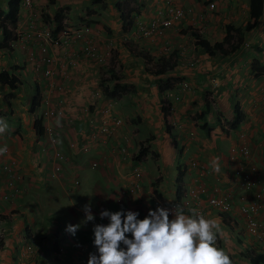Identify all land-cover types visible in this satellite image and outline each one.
<instances>
[{
	"label": "crops",
	"instance_id": "crops-1",
	"mask_svg": "<svg viewBox=\"0 0 264 264\" xmlns=\"http://www.w3.org/2000/svg\"><path fill=\"white\" fill-rule=\"evenodd\" d=\"M168 1L34 0L35 10L47 12L45 18L55 25L54 16L63 11L64 26L88 30L86 39L96 40L102 48L103 43L114 40L115 56L109 68L122 75L121 83L127 85L126 92L116 101L124 118L118 137L115 135L108 145L94 144L90 149L92 155L85 158V153L68 147L70 138L65 128L75 136L85 126H97L98 120L93 125L85 120L84 106L91 102L97 87L102 90L116 82H109V68L90 65L88 58L80 59V65L70 69V78H60L59 83L66 90L62 97L68 117L57 127L66 152L61 162L64 170L60 173L54 171L47 158L38 157L37 143L47 136L41 126L38 130L35 125L36 113L44 108L42 97L55 92V79L49 86L43 72L36 71L28 61L29 53L37 51L40 43L30 40L20 43L12 52L2 50L0 71L17 75L22 86L11 89L0 83V117L9 124V130L0 135V145L10 147L13 155L10 165L16 174L15 186L9 187V173L2 167L4 159L0 157V264H88L91 253L98 255L94 224L109 223L107 218L100 219L102 210L136 211L143 219L149 209H155L156 198L169 205V201L182 204L189 187L201 190L198 194L206 219L215 220L220 227L216 243L228 251L233 264H251V255L264 253V249L256 248L262 245L246 231L237 199L244 191L235 179L238 164L257 168L259 181L255 192L264 193V15L258 26L246 33L240 47L226 55L220 50L208 52L198 45L197 39L202 37L215 45L227 39L228 24L245 27L251 20L250 0H210L215 9L202 0H175L178 5L193 7V12L186 10L185 17L167 29L162 38L136 33L134 25L140 19L148 24L162 16ZM8 3L9 0H0V8L7 10ZM124 15L133 19L134 24L128 29ZM22 21L27 22L25 11L20 24ZM40 24L46 25L43 21ZM167 44L169 54H173L170 58L162 53ZM55 48H51V53L63 60L81 54L76 46ZM162 59L168 61L170 68L156 74ZM161 78L186 80L191 88L177 98L179 82L162 89V83L158 82ZM27 84L34 87L31 97L24 89ZM36 94L40 97L34 101ZM164 98L170 109L168 115L163 110ZM105 103L106 98L97 101L98 106ZM236 107L243 119L233 128L230 122L235 120ZM72 117L76 120L69 124ZM99 117L96 114V119ZM55 122L53 119L52 124ZM241 134L251 155H240L238 161L232 162L231 148L242 142ZM120 143L126 145L127 151L121 149ZM144 148L147 152L142 154ZM215 157H220L219 174L210 168ZM95 160L99 166L93 168ZM137 166L142 168L140 178L135 176ZM30 191H35L36 197L30 196ZM214 194L227 196L233 209L224 212L208 205ZM254 195V190L247 193L250 199ZM89 203L96 219L85 225L83 207ZM66 209L71 215L65 214ZM51 211L58 220L44 226ZM260 219L264 220V206ZM69 224L81 225L75 236L66 231Z\"/></svg>",
	"mask_w": 264,
	"mask_h": 264
},
{
	"label": "clouds",
	"instance_id": "clouds-1",
	"mask_svg": "<svg viewBox=\"0 0 264 264\" xmlns=\"http://www.w3.org/2000/svg\"><path fill=\"white\" fill-rule=\"evenodd\" d=\"M20 5H21V1H20ZM183 7L187 11L191 9L190 11L193 12L192 11L193 7L191 6H187V7L183 6ZM34 8H35V3H34ZM35 12L37 13V18H38L36 22L37 23L36 27L41 28V31L48 29L51 26V23L50 21H48L47 24V19L45 18L46 12H38L36 10ZM21 14L22 11L21 9H19V21H18V27L16 28L17 39L12 40L8 43L9 48L1 47L0 44V55L4 54L5 51L12 52L13 49L20 44V43H16L18 42V35L21 34V32H24V30L28 28L27 22L25 24V22L22 21L20 24ZM49 17L51 16L49 15ZM40 21H43L44 24L46 25L44 26L41 25ZM141 21L142 20H139L138 22ZM51 22L53 27L56 28L58 25L56 19L54 18V22H56V25L55 23H53V21ZM138 22L136 24V31L138 27ZM63 28H64V24H63ZM72 30H77V29H72ZM81 32L84 34V39H83L84 41L79 43L78 45L79 48H83V46L87 42L97 43L96 41L86 39V34L83 31ZM159 37L160 36L155 38H159ZM2 40H3L2 32L0 31V43L2 42ZM162 53L168 58L171 57V55L169 54L170 53L169 44L166 45ZM113 58L109 61V63H107L108 66L112 65ZM193 60L196 61V59ZM215 84H217V82H215ZM103 90L104 88L102 89V91ZM37 95L38 94H36V96L34 97L33 99L34 101H36ZM38 97L40 96L38 95ZM110 97L111 96L107 98V96H104L103 98L106 99L114 98V97L112 98ZM112 100H117V98H114ZM165 105L167 106L168 114H169L170 109L167 101ZM92 106H93L92 110H94L95 105ZM37 113H36L37 120L35 125L37 124L38 130H39V126H41L44 130V135L47 136L46 139L39 140V142L37 143L39 149L38 157L41 159L47 158L52 163L48 153L41 150V145L43 143L50 142L45 129L46 123L48 121L45 120V118L44 119L40 118ZM61 118H62V113L57 117L56 120L58 126L61 124ZM42 123H44V126L42 125ZM231 123L232 122H230V124ZM85 129L86 130L88 129L87 126H85ZM8 130H9V124L7 120L4 119L3 117H0V135H3ZM240 137H239V141L241 140ZM69 141L70 140H67V145ZM64 144L65 142H60L59 145V148L63 152H65L64 149L62 148V146L64 147ZM12 156L13 155H11L10 147H8L6 144L0 146V157L4 159L1 164L2 167L8 171L9 179L11 178V173L15 174V172L13 171L10 165ZM229 160L231 161L230 156H229ZM7 166H9L10 169L6 168ZM52 168H53V164H52ZM210 168L212 172L216 174H219L221 172L222 169H221L220 157H215L210 162ZM247 168L250 170L255 169L254 171H256V178H257L256 184H257L259 181L258 179L259 177L257 175V168H250V167ZM256 184L249 189L239 187L244 191V193L240 197V200L245 202V204H241L242 208L243 206L248 205L249 203H252L254 201L258 202V198H256V194L258 192H255V190L257 189ZM193 189L194 188L189 187V190L185 193V197H184V199L186 200H182V204L184 202L183 205L184 206L187 205L186 208L189 207L188 209H186L180 203H172L171 201H169V203L171 204L170 207L158 206L156 208L155 206V209H149L148 214L143 219L139 218L140 214L139 212L136 211L128 210L125 212L122 209L120 211L112 212L109 210H102L100 212V219L103 220L107 218L109 220V223H107L106 225L94 224V228H93L94 237H95L94 246L97 249L98 255L96 252L91 253L89 256L88 264H233V261L230 259L229 255L226 254V252L222 248H220L216 243L218 239V233L220 231L219 225L216 223L215 220L206 219V213H205V209L202 208L203 205L202 202L199 201L196 202L197 203L196 204L195 203L196 200L194 199V197L191 196ZM252 190H254L255 195L253 199H250L247 196V193H249V191ZM214 195H218V194H214ZM218 196L221 198H227V196L224 195L222 196L218 195ZM243 196H245V199H242ZM255 198L256 200H254ZM186 201H190V205L187 204ZM208 205L210 204L208 203ZM196 207L202 208L203 214H200ZM214 208L218 209V207H214ZM83 211L86 214V218L82 221L83 224L86 225L88 222L95 221L96 218L91 211V203L85 205L83 207ZM230 211H224V212H230ZM244 217H245L244 218L245 228L246 231L248 232L246 216L244 215ZM258 217L260 219V214ZM80 227H81L80 224L77 225L69 224L66 228V231L71 235L75 236L77 231L80 229ZM248 234L256 242L258 241V239L254 235L250 234L249 232ZM28 248L29 250H32V245H29Z\"/></svg>",
	"mask_w": 264,
	"mask_h": 264
},
{
	"label": "built area",
	"instance_id": "built-area-1",
	"mask_svg": "<svg viewBox=\"0 0 264 264\" xmlns=\"http://www.w3.org/2000/svg\"><path fill=\"white\" fill-rule=\"evenodd\" d=\"M215 3L212 2L209 5V8L215 9ZM21 11H25L27 13V23L28 28L21 32L18 35V42L23 43L29 42L30 40L38 41L39 49L37 51H31L28 55V61L33 65L36 71H42L44 76L48 79L49 86L53 85L52 78L56 79L57 75L62 78L70 77V69L71 67H77L81 63V60L78 56H74L71 59H59L55 55L51 53L52 47H63V46H72L75 49L81 50L84 54L92 61L98 63L99 65H105L109 63V61L114 57L112 49H104L100 45L95 42H87L83 48H79L78 45L81 41H84V34L78 30H72L68 26H64L61 32L58 33L57 38L53 37L50 29H45L44 31H40L37 33L35 31L37 29V13L34 8L33 0H21L20 5ZM191 9H189L190 11ZM186 15V9L181 5L175 3V0H169L167 3V8L162 14V16H158L153 19L148 24L144 21L138 22L137 32L138 34L145 36L147 38H155L161 35H164L170 27H172L176 22L183 19ZM200 32L203 31V27L200 28ZM15 45V44H13ZM51 50V51H50ZM195 60H192L191 64L194 65ZM50 79V80H49ZM60 83L55 85V92L51 94L47 93L42 98V102L45 105V108L38 112L40 118H45L48 122L46 123L45 129L48 135V139L50 142L43 143L41 145V150L47 152L50 156V159L53 164L54 171L60 173L64 170L61 160L66 158V153L61 151L59 148L61 142V132L57 130L58 125L55 123V128L52 124V120H57V117L62 113L61 121H65L68 119L64 102L65 99L60 94L61 92H65L66 90L60 91L61 87ZM63 85V84H62ZM191 88V85L188 81L184 80L178 84L177 98H180V95L185 93L187 90ZM102 97V91L98 90L93 95L91 102L84 107V111L86 117L88 118L89 124L93 125L97 120L99 121L98 125L95 127H89L85 133H83L80 139L70 140L68 145L71 148H75L80 152H88L91 147L96 144L97 146L108 145L111 141L115 139V135H117V131L119 127L124 124V119L121 115H118L115 110V105L112 99H108L106 103L98 110H92V105L98 100V98ZM95 109V107H94ZM96 114L100 117L96 119ZM76 118L72 117L69 119V124H73ZM87 135L89 136L87 138ZM86 137V138H85ZM84 140V141H83ZM124 140L128 141V139L124 138ZM241 143L237 144L232 148L230 159L233 162L239 160V156L249 157L251 155V149L246 142H244L243 136L241 135ZM121 149L123 151H127V147L124 143H120ZM9 152V150H8ZM7 152V153H8ZM6 153V154H7ZM93 168L99 166L98 161L92 162ZM6 168L10 169L9 166ZM255 169H248L243 164H238L235 168V179L237 185L239 187L249 189L256 184V171ZM135 176L140 178L142 175V168L137 166L135 168ZM15 178L16 175L11 173V178L8 181L9 187L15 186ZM76 184H79V180H75ZM200 189L192 190L191 196L194 197L196 202L201 201L198 192ZM10 194L5 195V198H9ZM256 198H258V202L254 201L249 203L248 205L243 206L242 210L244 215L246 216L247 229L248 232L254 235L258 240L264 242V223L259 219V214L264 205V193L263 190L259 191L256 194ZM245 199V196L242 197ZM187 204L190 205V201H186ZM208 203L211 206L218 207L221 211H230L232 209V201L227 198H221L218 195H213L209 197ZM197 204V203H196ZM156 208L158 206L170 207L171 205L165 203L161 199H156L155 201ZM184 206V205H183ZM200 214H203V209L200 207H196Z\"/></svg>",
	"mask_w": 264,
	"mask_h": 264
},
{
	"label": "trees",
	"instance_id": "trees-1",
	"mask_svg": "<svg viewBox=\"0 0 264 264\" xmlns=\"http://www.w3.org/2000/svg\"><path fill=\"white\" fill-rule=\"evenodd\" d=\"M20 1L21 0H10L8 4V10L5 11L4 9L0 8V31L2 32V42L1 47H8V43L12 40L17 39L16 28L18 27L19 21V9H20ZM51 3L56 0H50ZM95 3H98L99 0H94ZM63 12V11H62ZM60 14H56L55 19L57 21V27H53L52 35L53 37L57 38V34L63 28V19L64 16ZM264 15V0H250V16L251 20L245 27H236L232 24L227 25V39L225 41L216 43L215 45H211L207 40L200 37L197 39V43L200 46L206 48L208 52L214 50H220L223 54H229L232 51L238 49L240 45L245 41V36L248 31H252L255 29L258 24L260 23L261 18ZM124 24L125 29L127 27L133 25V19L129 16L124 15ZM50 18V17H49ZM113 61V60H112ZM168 61L166 59L162 60V63L159 64V69L156 70V74L162 73L167 71L168 68ZM109 82L115 81L116 84L111 87L109 84L104 87V91L108 96L118 98L121 94L126 92L127 85L121 83L123 79L122 75H119L113 68H109ZM183 81V80H181ZM180 81V82H181ZM179 82V83H180ZM0 83L9 86L11 89H17L21 84L22 81L19 79L18 76L12 74L11 72L4 70L0 71ZM189 83V82H188ZM190 84V83H189ZM162 89L172 88V85L165 84L161 86ZM38 99V95L36 97ZM36 99V100H37ZM166 98L163 99V110L165 114H168L167 106L165 105ZM236 117L231 125L233 128H236L238 124L242 121L243 115L239 110V107H236ZM146 148L141 150V153H146ZM179 191H181L182 186H178ZM251 264H264V253H256L255 255L250 256Z\"/></svg>",
	"mask_w": 264,
	"mask_h": 264
},
{
	"label": "rangeland",
	"instance_id": "rangeland-1",
	"mask_svg": "<svg viewBox=\"0 0 264 264\" xmlns=\"http://www.w3.org/2000/svg\"><path fill=\"white\" fill-rule=\"evenodd\" d=\"M210 0H202V3L203 4H208V5H210L211 3L209 2ZM210 3V4H209ZM49 4L47 3V6H48ZM181 5V4H180ZM182 6V5H181ZM183 7V6H182ZM47 13V12H46ZM50 15V14H49ZM52 15H54V14H52ZM141 20V19H140ZM50 23H51V26L48 28V29H50L51 31H52V29H53V25H52V22H51V20H50ZM47 24H48V19H47ZM134 26H136V25H134ZM42 29H43V27H42ZM85 29V28H84ZM37 30V33L38 32H40L41 31V28H37L36 29ZM77 30H81L80 28L79 29H77ZM81 31H83L84 33L85 32H89L88 30H81ZM161 38H162V35L160 36ZM94 41H96V40H94ZM82 42V41H81ZM97 42V41H96ZM97 44H98V42H97ZM116 44V43H115ZM115 44H114V40H110L109 41V43L108 44H102V46H103V48L104 49H111V47H114V49H112L113 50V52L116 50V46H115ZM170 45V44H169ZM62 47V46H61ZM54 48L55 47H53V50H54ZM55 49H57V48H55ZM80 52H81V54H79V56H78V58L79 59H82V58H87V56L84 54V52H82L81 50H79ZM172 51V50H171ZM56 55H58L57 53H56ZM171 56L173 55V54H170ZM113 56H115V53H113ZM21 59H22V56H21ZM87 60V59H86ZM89 61L92 63V64H90V65H93V66H101V65H99L98 63H96V62H94V61H92V59L90 58L89 59ZM80 65V64H79ZM102 66H104V68L106 69H108L109 68V66H108V64H105V65H102ZM71 68H73V67H71ZM106 69V70H107ZM100 71V70H99ZM60 76H58L57 75V77H56V79H55V85L58 83L59 84V81H60ZM70 78V77H69ZM159 82V84L160 83H162L161 85H165V84H170V85H174L175 84V86H176V84L179 82V80L177 79V78H174L173 80H163L162 78H161V80L160 81H158ZM22 86V85H21ZM25 87H24V89H26L27 90V93H29V97H31V95L30 94H34V87L31 85V84H27V85H24ZM60 87H61V89H60V91H63L64 89H65V86L64 85H62V84H60L59 85ZM101 87H102V84L100 85ZM114 85H112L111 87H113ZM103 88V87H102ZM100 88L99 87H97V91L99 90ZM100 91V90H99ZM102 91V90H101ZM171 91V90H170ZM169 91V92H170ZM63 97H65V92L63 91V92H61L60 93ZM104 96H107V98L109 97L108 95H106L105 94V92H104V90L102 91V97H100V98H98L99 100L100 99H103V97ZM110 98H112V97H110ZM65 99V98H64ZM112 99H114V98H112ZM106 100H108V99H106ZM97 101L98 100H96V102L94 103V105H95V109L94 110H98V109H100L102 106L101 105H97ZM118 102V100H112L111 102H113L114 103V105H115V110H116V112L117 113H119L118 112V110H117V102ZM85 106H87V105H85ZM84 106V107H85ZM99 107V108H98ZM120 114V113H119ZM121 115V114H120ZM85 120H87L88 121V118L87 117H85ZM78 129V128H77ZM65 132H67L66 133V135L67 136H69V140H72L74 137L75 138H77L78 139V137H79V135H82L83 133H85L86 132V129H85V127L84 128H82L81 130H80V132L79 133H77V134H75V136H73V134H71L70 133V129H66L65 128ZM73 132H74V130H73ZM72 135V136H71ZM0 146H3V145H0ZM111 147L113 146V144H111L110 145ZM90 151V152H89ZM88 152H86L85 153V158L87 157V156H90V155H92V151L91 150H89ZM84 153V152H83ZM82 153V154H83ZM83 184V182H82V179H81V185ZM186 190H188V187L186 188ZM29 195L30 196H33V197H36V192L35 191H30V193H29ZM240 195H238V200H239V202H240V204H245V202L244 201H242V200H240ZM184 200H186V199H184ZM65 214L66 215H68V214H70L71 215V213L70 212H68V210L66 209V211H65ZM81 215H83V213L81 214ZM77 217V216H76ZM46 219H47V221H46V224H44V226H50V225H52V223L51 222H55V220H58V217H56V214H55V212L54 211H51L49 214H48V218L46 217ZM51 220V221H50ZM262 221V220H261ZM263 223H264V220L262 221ZM53 226L55 227V223H53ZM42 234H44V235H46V232H43ZM260 245H262V246H260V247H256L257 249H259V251H261L262 249H264V242H261V241H257ZM263 247V248H262ZM261 249V250H260ZM237 251V250H236ZM226 254H228V251H226Z\"/></svg>",
	"mask_w": 264,
	"mask_h": 264
}]
</instances>
